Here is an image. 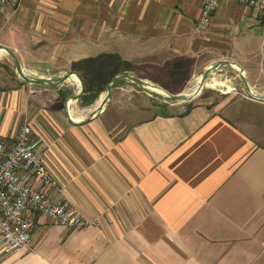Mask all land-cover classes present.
Wrapping results in <instances>:
<instances>
[{"label":"crops","instance_id":"crops-1","mask_svg":"<svg viewBox=\"0 0 264 264\" xmlns=\"http://www.w3.org/2000/svg\"><path fill=\"white\" fill-rule=\"evenodd\" d=\"M202 9V0H18L0 8V46L42 78L118 55L131 74L227 60L258 86L261 14L226 0L201 26ZM6 80L0 69V141L12 144L31 126L59 183L50 195L99 226L64 228L34 214L31 248L0 249V264H264V101L235 97L144 117L113 90L82 125L66 110L86 121L105 92L66 109L81 90L75 76L56 87Z\"/></svg>","mask_w":264,"mask_h":264},{"label":"built area","instance_id":"built-area-1","mask_svg":"<svg viewBox=\"0 0 264 264\" xmlns=\"http://www.w3.org/2000/svg\"><path fill=\"white\" fill-rule=\"evenodd\" d=\"M223 1L202 0L201 26L211 23ZM235 1L259 12L264 29V0ZM17 2L0 0V8ZM41 144L42 139L33 137L29 125L19 130L12 144L0 141V249L5 253L31 248L36 228L34 214H43L64 228L99 226L50 195L48 190L59 189V183L47 167Z\"/></svg>","mask_w":264,"mask_h":264},{"label":"rangeland","instance_id":"rangeland-1","mask_svg":"<svg viewBox=\"0 0 264 264\" xmlns=\"http://www.w3.org/2000/svg\"><path fill=\"white\" fill-rule=\"evenodd\" d=\"M3 55V57H5V60H1L3 62H0L1 73L5 75L6 79H8L6 80L7 84L11 79L17 81L18 75L13 59L6 52H4ZM204 64L205 63L203 61L202 64L201 62H197L195 66H191L187 87L184 86L182 91L180 92H178L180 89V85L178 81L176 82V79L171 77L169 73L170 70L167 71L166 69H152L146 71H137V73H134L133 75L139 79H142L164 89L170 94H189L188 91L195 85L196 81L208 68L207 66L205 67ZM26 73L38 77L34 73H30L29 71ZM208 80H218L220 82H224L227 86L230 87V89L225 87H204L201 93L194 100L190 102L175 104L167 103L162 99L147 94L141 87L130 81H124L120 83V88H122L123 90L114 89V91L116 94H119L121 101L120 106L125 107L129 110H141L144 112V117H150L154 114L166 111L179 112L184 108L199 102L218 104L229 98H250L251 96L244 85L239 71L235 70V68L224 67L221 71L210 75ZM250 89L253 94L264 97V78L259 81L258 86L255 87L253 85H250ZM63 91L64 92L61 94L63 98L59 99L60 102L64 101V98L70 94L68 90L64 89ZM96 103L94 105H96Z\"/></svg>","mask_w":264,"mask_h":264},{"label":"water","instance_id":"water-1","mask_svg":"<svg viewBox=\"0 0 264 264\" xmlns=\"http://www.w3.org/2000/svg\"><path fill=\"white\" fill-rule=\"evenodd\" d=\"M0 50L6 52L13 59L15 67H16V72H17L18 78L23 83L39 85V86H44V87H56V86L63 85L71 77L75 76L81 83V90L77 95L70 97L66 101V105H65L66 109H68L70 102L77 101L84 95L85 89H86L85 82L79 73L70 72V73H68L62 77H51V78H42V77L32 76L31 74H28L24 71L20 61L18 60L17 56L15 55V53L13 51H11L10 49H8L6 47H1V46H0ZM234 66L239 68L240 76L244 82V85H245L248 93L251 95V97H253L254 99H256L258 101H264V97L255 95L251 92L250 86L246 80L243 69L240 66H238V65H236L230 61L224 60V61H219V62L214 63L213 65L209 66L205 70V72L203 73L202 78H201V83H200L199 89L193 94H185V93L176 94V95L170 94L169 92L165 91L164 89H162V88H160L154 84H151L147 81L139 79L129 72H123V73L116 75L110 81V83L108 84V86L106 88L105 99L101 103L100 107H98L96 109L94 114L89 119H87L86 121H82V122L78 123L70 117L68 110H66V114H67V116H68V118L72 124H82L83 125V124H87V123L91 122L94 118H96L102 112L104 107L110 101V99L112 97L113 90L116 87H118V85L120 83H122L124 81H130V82L136 84L137 86L141 87L147 94H149L151 96H155L159 99H162L167 103L175 104V103L190 102V101L194 100L201 93V91L203 90L205 83L209 79L210 75L221 71L224 67L234 68ZM153 90H161L166 94V96L160 95L159 93H156Z\"/></svg>","mask_w":264,"mask_h":264},{"label":"trees","instance_id":"trees-1","mask_svg":"<svg viewBox=\"0 0 264 264\" xmlns=\"http://www.w3.org/2000/svg\"><path fill=\"white\" fill-rule=\"evenodd\" d=\"M191 64L192 62L188 60L175 61L171 64L172 69L169 73L180 85L178 92L182 91L189 80ZM132 69L133 65L125 62L118 55H105L74 63L71 70L82 76L86 87L84 96L81 98L82 105H92L106 91L108 84L116 75L130 72Z\"/></svg>","mask_w":264,"mask_h":264},{"label":"bare ground","instance_id":"bare-ground-1","mask_svg":"<svg viewBox=\"0 0 264 264\" xmlns=\"http://www.w3.org/2000/svg\"><path fill=\"white\" fill-rule=\"evenodd\" d=\"M234 68L237 71H240L238 67L234 66ZM201 78H202V76L196 81L195 85L188 91L189 94H193L199 89V86L201 83ZM204 87H210V88L225 87V88L230 89V87L227 86L224 82H220L218 80H213V81L207 80ZM153 91L156 93H159L160 95L166 96V94L161 90H153ZM105 97H106V93L102 95V98H101V101L99 102L98 107H100V105L103 102V100L105 99Z\"/></svg>","mask_w":264,"mask_h":264}]
</instances>
